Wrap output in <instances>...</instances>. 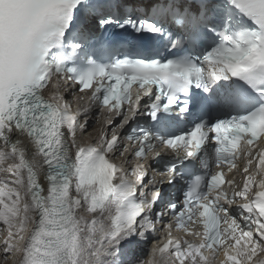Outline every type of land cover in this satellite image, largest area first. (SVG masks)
<instances>
[{"label": "snow or ice", "instance_id": "snow-or-ice-1", "mask_svg": "<svg viewBox=\"0 0 264 264\" xmlns=\"http://www.w3.org/2000/svg\"><path fill=\"white\" fill-rule=\"evenodd\" d=\"M6 162L4 264H264V0H0Z\"/></svg>", "mask_w": 264, "mask_h": 264}, {"label": "bare ground", "instance_id": "bare-ground-1", "mask_svg": "<svg viewBox=\"0 0 264 264\" xmlns=\"http://www.w3.org/2000/svg\"><path fill=\"white\" fill-rule=\"evenodd\" d=\"M66 98H69V99H71L72 97H67V95H66ZM76 106L78 107V110H82L84 107L81 105V104H76ZM94 130V128H92L91 130H88L87 131V133H85V137L87 138V137H89V138H92L94 135H90V134H88V133H90L91 131H93ZM6 164L7 163H5L4 165H2V167H7L6 166ZM0 175H6L5 173H0ZM1 225H3V224H1ZM5 227V226H4ZM3 234V238L5 239V237L7 236V233H5V231L2 233ZM27 233H25V235H26ZM0 242H2V241H0ZM0 248H2V245H0ZM147 250H150V248H149V245H147V247H146V251ZM147 257H145V259H146ZM0 261H2V252H0ZM2 263L4 264V262L2 261ZM7 264H14V260L13 261H9V262H7Z\"/></svg>", "mask_w": 264, "mask_h": 264}, {"label": "rangeland", "instance_id": "rangeland-1", "mask_svg": "<svg viewBox=\"0 0 264 264\" xmlns=\"http://www.w3.org/2000/svg\"><path fill=\"white\" fill-rule=\"evenodd\" d=\"M4 225L2 226L1 224H0V241H3L4 240V238H3V232L5 231V233H7V231H6V226L4 227ZM0 264H3L2 263V261H0Z\"/></svg>", "mask_w": 264, "mask_h": 264}]
</instances>
